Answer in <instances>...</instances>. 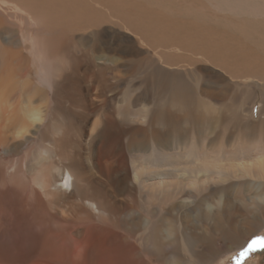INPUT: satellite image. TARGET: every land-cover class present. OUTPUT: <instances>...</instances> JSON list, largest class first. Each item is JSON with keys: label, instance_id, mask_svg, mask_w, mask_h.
Listing matches in <instances>:
<instances>
[{"label": "bare ground", "instance_id": "6f19581e", "mask_svg": "<svg viewBox=\"0 0 264 264\" xmlns=\"http://www.w3.org/2000/svg\"><path fill=\"white\" fill-rule=\"evenodd\" d=\"M93 4L99 7L94 9ZM105 22H110L119 31L126 29L132 34L128 50H120L122 55L127 58L143 54L165 76H181L191 72V75L204 79L207 72L215 79V84L225 89L233 83L240 89L247 87L253 90L251 87L255 83H264V0H0V103L8 101L13 92L20 91L22 96L34 93L33 85L29 83L30 64L38 65L41 75L36 80L48 92L46 101L54 102L59 91L56 87L59 79L54 80L57 73L56 69L51 70L50 64L57 63L59 39L69 31L94 28ZM163 48L190 53L192 62L208 63L225 74L195 64L183 72L168 70L165 65L169 62L156 51ZM171 54L167 55L169 61ZM30 56L32 62L28 59ZM19 82L22 85L18 86ZM179 93L180 88L176 86L171 97L175 105L180 103ZM200 96L203 106L208 105L209 100H214L208 95ZM184 99L191 100L188 97ZM23 103L0 105V149L4 154L28 147L33 140L25 135L26 132L33 135L39 133L40 122L44 121L36 107L31 106L30 102ZM126 110L129 112V109ZM152 112L154 110L144 113V118ZM130 113L136 117L135 113ZM238 113L235 116L239 118L241 112L240 115ZM158 115L152 114L151 119L158 118ZM254 115L264 117V108ZM250 116L252 118L251 113ZM99 125L102 130L97 133L105 141L96 149V146L91 149L94 139L99 137L93 135L91 129L87 135L88 142L84 148L87 154H83L84 157L71 154L66 159L61 156V160L59 156V161L55 162L57 167L51 170L42 167V160L38 161L40 158H30L22 168L13 172L10 169L6 173L11 187L9 194L13 197L12 200L9 198L8 203L0 202V232L5 229L6 232L10 231L8 237H14V241L22 247L25 246L27 238H24L28 232L45 242L56 238L53 243L60 244L49 255L41 254L37 259L24 258L20 264H152L156 261L157 264H213L217 258L234 254L244 245L247 237L263 228L264 214L256 203L259 194L253 198L238 191L229 196L217 195L216 201L207 199L208 202L195 208L196 197L190 193V188L188 193H184L177 187L164 184L159 191L154 192L156 189L151 188L152 192H145L140 184L143 170L133 168L131 178L125 159L134 135L130 134L125 142V150L117 146L123 137L113 132V123L108 127L97 120L93 128ZM121 127L118 124L116 130H123ZM251 128L252 124L243 131L241 126L240 131L246 136ZM136 130L140 131L139 128ZM199 137H202L201 134L196 132L185 135L184 145L189 146L190 139L195 143V138ZM165 139L167 134L163 132L154 143L157 154L162 157H155V165L172 164L171 156L161 149ZM64 146H68V143H64ZM49 148L52 151L51 143ZM241 151L246 158L251 153L246 149ZM53 153L57 155V150ZM41 154L49 158L46 150H41ZM191 173L194 172L186 174ZM15 177L27 178L31 183L24 180L23 184L16 185ZM254 177L264 179V170L256 172ZM256 185L262 188L264 182ZM194 190L197 194L202 191L197 187ZM207 190L210 191L207 198L210 194H217L215 186ZM183 193L186 197L184 200ZM261 196L258 200L263 201L264 195ZM46 199L49 211L44 208ZM237 204L246 208V211H242L243 217L238 227L223 228L225 224L233 222V217L239 218L241 208ZM116 205L120 207L118 214L114 210ZM180 207H191V215L173 216L172 210ZM249 213L252 218L246 223ZM104 219L109 222L106 223ZM98 223H102L106 229L99 227ZM114 223L123 226L118 227L119 233L109 228ZM121 230L128 233L127 236L124 237ZM62 232L69 233V239L64 240ZM96 232L100 236L95 235L97 237L93 239ZM3 238L6 239L0 236V239ZM180 247L184 252L180 251ZM141 249L143 254L140 253ZM203 250L207 257L200 255ZM9 258L12 264H18L17 258L8 255ZM8 259L2 257L0 261Z\"/></svg>", "mask_w": 264, "mask_h": 264}, {"label": "rangeland", "instance_id": "374dc122", "mask_svg": "<svg viewBox=\"0 0 264 264\" xmlns=\"http://www.w3.org/2000/svg\"><path fill=\"white\" fill-rule=\"evenodd\" d=\"M92 6L94 9L99 7L97 4ZM131 39L133 37L128 30L121 29L119 31L110 22L102 23L94 28L69 31L63 35L58 41L59 50L56 58L58 64L55 62L50 64L51 70L56 69L57 74L54 76V80L59 79V82L56 80L57 91L59 90L56 95L57 98H54V102L50 101V103L46 101L48 92L36 80L37 76L41 75L38 65L30 64L29 70L31 71L28 74L31 75V82L29 83L33 85L34 93L22 96L20 91L13 92L11 97L7 99L8 101H2L4 103H0V105H12L16 102L19 104L22 102L24 105L23 102H30L31 106L39 110L44 121L40 122L41 131L39 130V133L33 135L26 132L25 135L33 141L25 149L20 148L16 152L10 151L6 154L2 153L0 149V171L4 170L5 172H0V202L8 203V200H12L11 197H13L9 194L11 187L6 179V173L10 169L12 172L13 170L17 171L22 168L25 162H29L30 158L37 160L40 158L38 161L42 160L43 168L50 169L53 167L55 169L57 167L55 162L56 160L59 161V156L61 160L66 159V156L71 154L84 157L83 154H87L84 148L88 142V133L92 131L93 135H98L97 132L102 130L100 125L93 128L94 123L99 120L101 124H107L108 127L110 123H113L112 128H115L113 132L122 135V142L117 144L119 147L125 148V142L131 136L130 134L134 135V140L125 153V159L127 158L126 164L129 167L131 178L133 177V168L143 170L140 175V184L145 192H152L151 188L156 189L154 192L159 191L164 184L171 185V188L177 187L184 193H188L187 190L190 188V193L196 197L195 208H199L204 202H208L207 199L212 202L216 201L217 195L229 196L238 191V193L253 198L259 194L256 203L260 212L264 214V200H258L262 198L261 194L264 195V186L258 188L260 186L256 185L262 184L264 179L258 180L254 177L256 172L259 173L264 170V122H262L264 117L258 118L254 115L259 112L260 108H264V83L258 85L255 83L251 87L253 90L247 87L240 89L238 85L233 83L225 89L224 86L215 84V79L207 72L204 79L191 75V72L181 76H178L179 74L165 76L159 72V69H155L154 64L145 55L142 54L138 57L130 55L128 57L131 59H129L120 53L122 48L127 49L128 41ZM118 48L119 50H117ZM156 51L169 62L168 65H165L168 70L183 72L186 69L190 70V65L195 64L204 66L209 71L225 74L208 63L192 62L189 58L190 53L185 51H176L172 48ZM143 52L142 50L141 53ZM168 54H171L170 61L167 59ZM31 58V56L28 57L30 62H32ZM161 65L158 66L161 67ZM44 74L45 71H43ZM21 83L19 82L17 85L20 86ZM176 86L180 88L178 95L180 103L178 105L171 101L173 89ZM163 89L164 91H162ZM166 90L167 92H165ZM161 91L165 93L158 96L162 93ZM200 94L208 95L214 100H209L208 105L204 104L203 106L201 104L203 99H201ZM154 96L157 99L153 98ZM185 97L191 100H185ZM128 103L129 106L133 105L127 107ZM126 108L129 109V112ZM151 110L154 112L144 118V113ZM190 111H192L191 114ZM238 111L241 112V115ZM130 112L135 113L136 117ZM154 113L156 115L159 113L158 118L151 119ZM235 113L240 115L239 118L235 116ZM118 124L122 126L123 130H116ZM250 124H252L251 131L253 132L250 131V134L245 136L240 131L241 126L245 131ZM136 128H139L140 131ZM163 132L167 134V139H165L161 149L171 156L172 164L155 165L153 163L155 157L157 155L158 159L162 157L159 153L157 154L154 143ZM192 132L199 133L202 137L195 138V143L190 139L189 146L186 147L184 145L186 138L183 137ZM58 136L60 137L58 138ZM98 136L93 141L94 145L91 144V149H94V146L96 149L105 141L102 135ZM49 143L53 147L52 151L49 148ZM64 143H68V146H64ZM166 143L167 146H165ZM41 145L42 148H45H40ZM209 147L214 148L210 149ZM39 148L49 153L48 159L47 156L43 157L44 155L41 154ZM241 149L251 152L247 156L248 158L242 155ZM56 150L57 155L53 153ZM46 162L47 164H45ZM187 172L194 173L187 175ZM2 178L3 180H1ZM17 178L15 177L16 181L14 182L16 185L23 184L24 180L31 183L27 178L20 177L18 178L19 181ZM213 186L217 189V194H210L207 198L206 195L210 192L207 189ZM196 187L202 189L201 193L198 192L197 194L195 190L193 191V188ZM35 189L39 190L36 187ZM184 193L183 200L186 198ZM118 197L121 199V196ZM44 205L45 210L48 209L49 211L47 199L44 201ZM237 206L239 209L241 208L238 212L239 218L233 217V222L225 224L223 228L236 229L238 227L243 217L242 211H246V208L241 207L240 204ZM114 210L117 214L120 213L119 205H116ZM190 210L191 207L174 208L172 215H191ZM250 218L252 215L249 213L246 223ZM104 221L109 222L108 219H104ZM97 225L104 230L106 229L102 223ZM118 227L122 228L123 226L114 223L109 228L119 233ZM175 227L178 230L177 223H175ZM231 229H225V231ZM5 230L0 232L1 237H6V239H0V258L8 259V255H10L13 259H18L16 260L18 264L24 258L37 259L41 254L47 256L60 245L57 242L53 243L56 238L45 242L32 232H28L24 238V240L27 238L25 246L22 247L15 242L16 240L14 241V237H8L11 235L10 231L6 232ZM61 234L64 240L69 239V233L62 232ZM121 234H124L125 237L128 233L122 231ZM95 235L100 236L99 232H96L93 239L97 237ZM178 239L180 238L178 237ZM97 240L98 238L93 241L94 244ZM254 240L257 241L255 245L253 244ZM192 248L197 250L193 246ZM180 251L184 252V249L180 247ZM234 252L232 255L217 258L215 261L212 259L213 264H232L233 259L235 260L234 264H264V224L262 229L247 237L244 245ZM140 253L143 254V250ZM206 254L204 250L200 253L201 256ZM1 263L12 264V261L9 258L0 261ZM157 263V261L152 262V264Z\"/></svg>", "mask_w": 264, "mask_h": 264}, {"label": "snow or ice", "instance_id": "6c2138e0", "mask_svg": "<svg viewBox=\"0 0 264 264\" xmlns=\"http://www.w3.org/2000/svg\"><path fill=\"white\" fill-rule=\"evenodd\" d=\"M256 243H257V241L254 240V241H253V244L255 245ZM241 255H243V253H241Z\"/></svg>", "mask_w": 264, "mask_h": 264}]
</instances>
